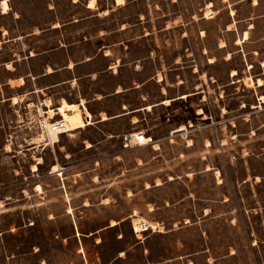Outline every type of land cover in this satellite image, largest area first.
<instances>
[{"label":"rangeland","instance_id":"1","mask_svg":"<svg viewBox=\"0 0 264 264\" xmlns=\"http://www.w3.org/2000/svg\"><path fill=\"white\" fill-rule=\"evenodd\" d=\"M115 22L128 29L105 43L123 39L113 55L152 77L149 102L162 78L181 99L87 150L96 128L84 122L28 144L40 141L24 125L37 117L33 90L58 98L30 74L16 80L26 70H8L11 48L0 46V264H101L102 251L125 248L117 264H134L148 243L181 264H264V0H126ZM129 132L154 143L123 149ZM136 216L155 227L136 231Z\"/></svg>","mask_w":264,"mask_h":264},{"label":"crops","instance_id":"2","mask_svg":"<svg viewBox=\"0 0 264 264\" xmlns=\"http://www.w3.org/2000/svg\"><path fill=\"white\" fill-rule=\"evenodd\" d=\"M89 1L7 0L8 10L2 12L0 9V46L7 45L11 48L6 54L11 58L4 63L7 67L10 65L7 69L13 72V63L22 64L26 71L17 76L16 80L21 77L24 84L25 74H30L34 80L37 79V86L33 81L35 88H40L43 92L48 90L52 96L58 98L59 104L62 99L68 103L78 104L82 116L84 112L91 115V123L85 126H94L96 131L90 134L93 138L89 135L82 138L85 150L118 134L121 135L126 130L143 127L142 113L148 115L157 108L165 109L172 101L181 99L178 96H170L169 87L162 78L154 81L157 97L149 102L151 95L148 88L150 86L153 88L152 77H138L139 62L122 61L118 55H113L114 47L121 51L125 46L123 39H115L110 44L105 43L108 36H122L128 29L127 26H123V22H115L113 26L106 24L126 0H123V3H116V0H95L92 7L88 5ZM117 60L121 62L117 63ZM101 61L104 64H100ZM127 66L132 69L131 77L122 75L123 69ZM166 99L169 100L168 103L163 102ZM103 115L105 119L102 118ZM85 141L91 146L85 145ZM153 143L135 147L149 146ZM115 221V225H110V221L106 222L86 236L104 230L107 232L121 220ZM155 234L163 236L165 233L157 231ZM102 243L103 239L95 244ZM146 249V252L144 248L140 256L134 258V264L184 262L180 254H177V250L172 255L173 252L165 253L162 248L153 247L150 243ZM102 252L101 264H117V261L123 262L126 259L123 253H127L128 250L127 248L120 250L123 253L119 255V252L116 257ZM93 259L92 257L91 260ZM83 260L88 264L89 259L85 255Z\"/></svg>","mask_w":264,"mask_h":264},{"label":"built area","instance_id":"3","mask_svg":"<svg viewBox=\"0 0 264 264\" xmlns=\"http://www.w3.org/2000/svg\"><path fill=\"white\" fill-rule=\"evenodd\" d=\"M33 93H35L36 95V103L34 104L33 102L30 103L36 109L37 117L34 120V123L31 124V122H27L24 125L28 130L34 131V134L37 135L40 141L39 143L29 142L28 144L32 146L33 145L36 146V144L40 146H46L48 144V140L45 138L47 136L48 130L53 131L57 135L69 131L67 130L66 122L63 116L58 111L59 103L57 105H54L52 98L48 95L43 94L42 91L38 89H34ZM28 106L29 103H26V107ZM82 118L84 120V124H87L88 117H86V115L83 114ZM152 142H153V137L150 135H146L143 132H129L124 134L122 137L123 148H128L131 146H138V145H147V144H151Z\"/></svg>","mask_w":264,"mask_h":264},{"label":"bare ground","instance_id":"4","mask_svg":"<svg viewBox=\"0 0 264 264\" xmlns=\"http://www.w3.org/2000/svg\"><path fill=\"white\" fill-rule=\"evenodd\" d=\"M94 1L95 0H90L88 5L90 7H92L93 4H94ZM116 3H122V0H116ZM0 7H1L2 12H6L8 10V6H7L6 0H2L1 1ZM206 13H208V10H207ZM243 37L244 38L247 37V31H244ZM263 65H264V63H263ZM70 66H71V64H70ZM48 70H50V69H48ZM159 79H161L160 76H159ZM19 80L21 81V83L23 82L22 78H19ZM244 80H245V82L248 85H250L252 83L250 78H245ZM258 81H260V80H258ZM260 99L264 100V95L260 96ZM168 101L169 100L166 99L163 102L164 103H168ZM147 107H149V105ZM58 108H59L58 111L63 116V118H64V120L66 122L67 130L70 131V134H72V131L75 130L76 128H79V127L84 125L83 124L84 120L82 118L81 108L79 107L78 104H76V103H68L67 101H65V99H62L61 103L58 105ZM84 113L86 114V117H88L87 118V120H88L87 124H90L91 121H92L91 120V115L88 112H84ZM102 118L105 119L106 117L103 115ZM183 128H184V126L181 125V126L177 127L175 130H181ZM47 138H48L49 143L51 144V143H53L54 141H56L58 139V135L56 133H54L53 131L48 130L47 131ZM51 168H52L53 171L59 170L57 165H53ZM37 189L40 190V186L39 185L37 186ZM115 223H116L115 221H111V225H115ZM133 227L135 228L136 231H138L140 229H145L147 227H152L153 228V227H155V225L154 224H149V223H147L145 221L144 218L136 216L135 218H133Z\"/></svg>","mask_w":264,"mask_h":264}]
</instances>
